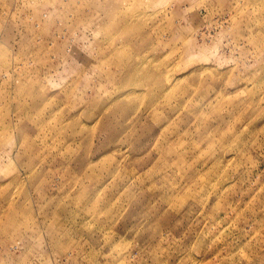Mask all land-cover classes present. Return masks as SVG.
<instances>
[{
  "label": "rangeland",
  "instance_id": "1",
  "mask_svg": "<svg viewBox=\"0 0 264 264\" xmlns=\"http://www.w3.org/2000/svg\"><path fill=\"white\" fill-rule=\"evenodd\" d=\"M0 264H264V0H0Z\"/></svg>",
  "mask_w": 264,
  "mask_h": 264
}]
</instances>
